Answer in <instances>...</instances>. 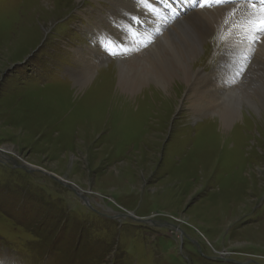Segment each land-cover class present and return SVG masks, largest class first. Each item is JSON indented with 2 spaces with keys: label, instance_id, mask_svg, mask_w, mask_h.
<instances>
[{
  "label": "rangeland",
  "instance_id": "374dc122",
  "mask_svg": "<svg viewBox=\"0 0 264 264\" xmlns=\"http://www.w3.org/2000/svg\"><path fill=\"white\" fill-rule=\"evenodd\" d=\"M48 1L0 0V264H264L260 114L222 128L177 81L173 99L125 98L110 50L125 47L96 23L116 31L104 17L123 15L131 39L128 1ZM223 38L194 66L216 68ZM92 46L107 60L79 88L76 50Z\"/></svg>",
  "mask_w": 264,
  "mask_h": 264
},
{
  "label": "bare ground",
  "instance_id": "6f19581e",
  "mask_svg": "<svg viewBox=\"0 0 264 264\" xmlns=\"http://www.w3.org/2000/svg\"><path fill=\"white\" fill-rule=\"evenodd\" d=\"M134 1L133 6L125 1L126 8L123 10H129L128 14L133 19L141 20L139 33L131 39H122L121 29L136 30L137 33L139 24L134 21L133 25L127 19L124 23L123 15L122 18L116 17L110 11L104 17L118 27L116 31L105 30L96 23L99 27L96 37H103L108 47L117 43V39L125 47L122 51L120 48H110L118 59L115 65L116 86L120 94L133 100L144 91L154 90L156 93L161 91L167 99H173L176 94L173 96L171 92L176 86L171 83L177 81V86H184L191 100L193 114L215 115L222 128L243 117L244 112L250 117L260 114L259 121L252 123L247 120L256 127L264 126V32L258 34L262 42L257 43L254 42L257 33L253 30L260 19L258 9L264 7L261 0H232L231 3L220 4L209 0L205 7H200L202 0H169L175 4L172 7L167 2L164 5L162 1L165 0ZM175 6L178 10L172 12L175 17L171 18L164 10H173ZM121 7L118 5L116 11ZM152 33L157 35L153 36ZM215 34L224 37L225 44L222 39L220 45L217 44L218 47L223 45L224 49L217 67L209 73L194 65L202 61L206 40ZM76 51L80 67L69 76L72 75L75 85L81 88L92 80L97 67L107 57L94 46L87 49V56L81 49ZM218 80L235 81L228 85L220 84Z\"/></svg>",
  "mask_w": 264,
  "mask_h": 264
},
{
  "label": "snow or ice",
  "instance_id": "6c2138e0",
  "mask_svg": "<svg viewBox=\"0 0 264 264\" xmlns=\"http://www.w3.org/2000/svg\"><path fill=\"white\" fill-rule=\"evenodd\" d=\"M139 2H144V0H139ZM213 2L220 4V3H231L232 0H213ZM209 4V0H202V3L200 4V7H205ZM261 4H264V0H261ZM253 8H255V4L252 5ZM258 12L260 14V19L257 24L253 26L254 32L257 33V37H254V42L260 43L262 42L258 38V34L261 32H264V7H260L258 9Z\"/></svg>",
  "mask_w": 264,
  "mask_h": 264
},
{
  "label": "water",
  "instance_id": "95a60500",
  "mask_svg": "<svg viewBox=\"0 0 264 264\" xmlns=\"http://www.w3.org/2000/svg\"><path fill=\"white\" fill-rule=\"evenodd\" d=\"M25 164H23L22 166H18V167H20V168H22V169H27L28 171H37V172H40V173H42V174H44V175H46V176H50V177H52V178H54L55 180H57L60 184H62V185H64V186H66L67 188H69V189H71L72 190V192L73 193H75L76 195H78L80 198H82V200L87 204L88 202H87V199H86V197H84L82 194H81V191H75L71 186H69V184H67V182H64L61 178L60 179H58V178H56L55 176L53 177L51 174H48V173H46V172H43L42 170H39V169H31L30 167H28V166H26Z\"/></svg>",
  "mask_w": 264,
  "mask_h": 264
}]
</instances>
